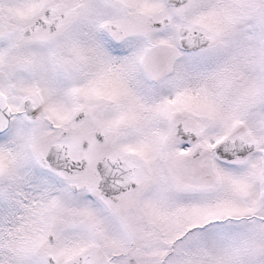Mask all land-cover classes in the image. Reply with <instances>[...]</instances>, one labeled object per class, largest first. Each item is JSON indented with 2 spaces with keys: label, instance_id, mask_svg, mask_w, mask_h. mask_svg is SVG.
Here are the masks:
<instances>
[{
  "label": "snow or ice",
  "instance_id": "1",
  "mask_svg": "<svg viewBox=\"0 0 264 264\" xmlns=\"http://www.w3.org/2000/svg\"><path fill=\"white\" fill-rule=\"evenodd\" d=\"M0 264H264V0H0Z\"/></svg>",
  "mask_w": 264,
  "mask_h": 264
}]
</instances>
